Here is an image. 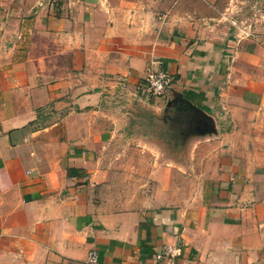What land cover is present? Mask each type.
I'll return each mask as SVG.
<instances>
[{"label": "crops", "instance_id": "obj_1", "mask_svg": "<svg viewBox=\"0 0 264 264\" xmlns=\"http://www.w3.org/2000/svg\"><path fill=\"white\" fill-rule=\"evenodd\" d=\"M235 1L0 0V264H264V24Z\"/></svg>", "mask_w": 264, "mask_h": 264}, {"label": "built area", "instance_id": "obj_2", "mask_svg": "<svg viewBox=\"0 0 264 264\" xmlns=\"http://www.w3.org/2000/svg\"><path fill=\"white\" fill-rule=\"evenodd\" d=\"M38 6H42V2H38ZM250 35V33H248ZM157 66L150 65L145 73L143 82L140 85V90L146 97H161L164 96L173 82V76L169 74L161 66V62H153ZM117 85L122 83V80L115 78ZM179 253V248L175 246L165 245L159 251L154 254V260L156 264H175V257ZM87 262L95 264L97 262V253L91 250L87 254Z\"/></svg>", "mask_w": 264, "mask_h": 264}, {"label": "rangeland", "instance_id": "obj_3", "mask_svg": "<svg viewBox=\"0 0 264 264\" xmlns=\"http://www.w3.org/2000/svg\"><path fill=\"white\" fill-rule=\"evenodd\" d=\"M234 7L235 16L239 14L238 18L244 19V22L239 23L240 25H235L238 30L245 31L251 26L254 30L262 31L257 29V25L264 24V18L260 16V14L264 13V0H238L235 1ZM256 18L260 20H255ZM191 136L193 137V135Z\"/></svg>", "mask_w": 264, "mask_h": 264}]
</instances>
